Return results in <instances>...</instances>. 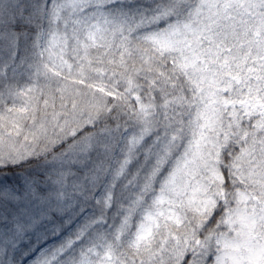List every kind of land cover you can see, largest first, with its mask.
Returning a JSON list of instances; mask_svg holds the SVG:
<instances>
[{"label": "snow or ice", "instance_id": "snow-or-ice-1", "mask_svg": "<svg viewBox=\"0 0 264 264\" xmlns=\"http://www.w3.org/2000/svg\"><path fill=\"white\" fill-rule=\"evenodd\" d=\"M0 264H264V0H0Z\"/></svg>", "mask_w": 264, "mask_h": 264}]
</instances>
